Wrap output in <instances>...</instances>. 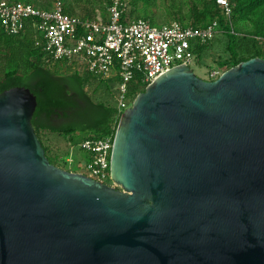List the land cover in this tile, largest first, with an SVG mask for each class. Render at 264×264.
I'll return each instance as SVG.
<instances>
[{
	"label": "water",
	"instance_id": "water-1",
	"mask_svg": "<svg viewBox=\"0 0 264 264\" xmlns=\"http://www.w3.org/2000/svg\"><path fill=\"white\" fill-rule=\"evenodd\" d=\"M36 107L0 92V264H264V57L146 85L114 135L115 185L52 163Z\"/></svg>",
	"mask_w": 264,
	"mask_h": 264
},
{
	"label": "trees",
	"instance_id": "trees-1",
	"mask_svg": "<svg viewBox=\"0 0 264 264\" xmlns=\"http://www.w3.org/2000/svg\"><path fill=\"white\" fill-rule=\"evenodd\" d=\"M10 1L37 5L35 0ZM61 1L66 13L75 11L72 3ZM124 1L128 4V0ZM156 1L130 0L129 3L132 5V13L143 14L146 19L154 20L156 11L148 10L156 5ZM111 2L112 0H107V7ZM164 2L163 18L169 22L205 26L212 20L219 21L223 34L219 40L223 45V53L217 60L219 73L241 61L262 56L260 49L264 46V0H230L232 23L228 20L227 25L217 0ZM52 5L53 3L38 6L50 8ZM210 44L209 41L197 44L195 53L203 54V46L208 47ZM71 66L64 62L52 63L49 60L44 36L34 26L32 18L26 19L24 29L18 34L8 33L0 22V92L14 86H24L36 95L37 107L32 123L40 140L43 131L68 137L77 132H85L83 140L107 135L114 137L123 110L119 108L117 101L108 103L94 99V78ZM92 85L93 93L89 91Z\"/></svg>",
	"mask_w": 264,
	"mask_h": 264
},
{
	"label": "built area",
	"instance_id": "built-area-1",
	"mask_svg": "<svg viewBox=\"0 0 264 264\" xmlns=\"http://www.w3.org/2000/svg\"><path fill=\"white\" fill-rule=\"evenodd\" d=\"M227 21L232 23L230 0H217ZM127 2L112 0L108 19L100 15L80 18L64 11L61 0L50 8L21 1L0 0V22L10 34L20 33L26 19L43 34L52 63L68 62L93 78L116 79L121 110L127 108L130 90L148 85L172 67L187 64L195 57L197 44L207 43L219 30L217 19L205 26L183 25L178 21L157 26L150 20H131L125 15ZM210 73L211 78L219 76ZM212 80V79H210ZM112 135L85 138L81 147L92 155L85 173L102 183L115 185L110 178Z\"/></svg>",
	"mask_w": 264,
	"mask_h": 264
},
{
	"label": "rangeland",
	"instance_id": "rangeland-1",
	"mask_svg": "<svg viewBox=\"0 0 264 264\" xmlns=\"http://www.w3.org/2000/svg\"><path fill=\"white\" fill-rule=\"evenodd\" d=\"M37 5L51 4L54 0H35ZM69 1L75 7L74 12H69L73 16L80 18H94L96 15L102 16L105 20L108 19L109 10L103 7H107V0H64L66 3ZM128 0L127 8L125 10V15L131 20L138 18H144L143 14L136 15L132 13V5ZM142 5V2H140ZM41 7V6H38ZM165 2L164 0H157L156 5L148 10V12L156 11L155 19L150 20L152 24L161 26L167 23H170L165 18ZM42 8V7H41ZM89 11V12H87ZM225 24L227 25L228 21L226 16H224ZM222 28L219 27V30L215 33L212 39L210 46H203V54L195 55L193 60L190 63V67L194 72L201 78L210 80V73L213 71H218L217 60L219 55L223 53V45L219 42L220 37H223ZM212 46V47H211ZM210 47V48H209ZM261 57H264V46L261 47ZM64 62V61H63ZM70 66L68 62H64ZM72 67V66H71ZM93 85L95 86L96 91L93 93ZM92 87H89V91L93 93V98L96 100H102L108 103H115L119 97L118 85L116 79H93ZM145 87L140 84L132 88L130 91V98L128 100V105L131 106L133 99L132 97L136 96L141 90ZM85 136V132H77L71 137L64 136L58 133H52L49 131L42 132L41 142L46 150V155L50 161L62 168L68 169L70 171L84 172L86 164L90 161L92 155L89 151L81 147V143Z\"/></svg>",
	"mask_w": 264,
	"mask_h": 264
}]
</instances>
